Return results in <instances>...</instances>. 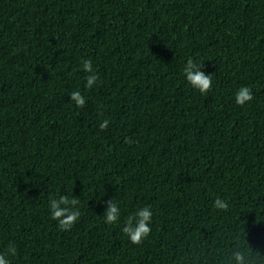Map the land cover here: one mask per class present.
I'll use <instances>...</instances> for the list:
<instances>
[{"label":"trees","instance_id":"obj_1","mask_svg":"<svg viewBox=\"0 0 264 264\" xmlns=\"http://www.w3.org/2000/svg\"><path fill=\"white\" fill-rule=\"evenodd\" d=\"M187 59L211 75L207 93L186 80ZM242 86L253 100L238 105ZM61 195L79 200L69 230L50 215ZM144 206L151 232L133 244L124 220ZM238 249L264 264V0H0L10 264H235Z\"/></svg>","mask_w":264,"mask_h":264},{"label":"clouds","instance_id":"obj_2","mask_svg":"<svg viewBox=\"0 0 264 264\" xmlns=\"http://www.w3.org/2000/svg\"><path fill=\"white\" fill-rule=\"evenodd\" d=\"M203 63H196L193 59H187L184 67L183 74L189 84L197 89L201 94L207 93L213 86L212 77L210 74H205L201 71ZM82 68L85 72L89 73L86 77L87 88L92 86L100 80L98 73L92 67V61L90 59H83ZM235 102L238 105H244L246 102L253 100L252 90L247 86L240 87L234 94ZM70 99L75 102L77 107H83L85 105V98L79 91H73L70 93ZM109 125V120L104 119L99 123L100 130H106ZM126 143H131L128 138H125ZM79 200L73 196L69 199L66 195L59 196L58 199L50 198L49 208L51 218L58 222V227L61 230H69L74 223L79 219L81 212L79 210ZM213 207L226 211L228 209V203L222 198H216L213 202ZM153 216L151 206H144L139 208L135 213L130 214L124 220L122 232L128 237L131 243L140 244L151 232L150 222ZM120 217V208L112 200L109 199L106 202V208L104 211V222L107 224H116ZM17 249L14 244H9L7 253L10 255H16ZM232 258L235 264H245V254L241 250H236L232 253ZM0 264H10V261L6 258L5 253H0Z\"/></svg>","mask_w":264,"mask_h":264}]
</instances>
